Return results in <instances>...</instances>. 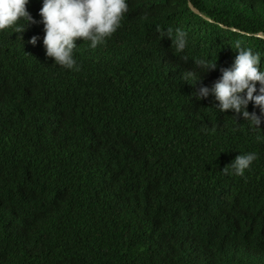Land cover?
<instances>
[{
    "label": "trees",
    "instance_id": "obj_1",
    "mask_svg": "<svg viewBox=\"0 0 264 264\" xmlns=\"http://www.w3.org/2000/svg\"><path fill=\"white\" fill-rule=\"evenodd\" d=\"M127 2L103 45L75 41L78 71L45 56L41 23L0 31V264H264V123L192 95L237 42L264 70V0ZM199 59L217 67L193 85ZM248 152L243 176L220 172Z\"/></svg>",
    "mask_w": 264,
    "mask_h": 264
},
{
    "label": "clouds",
    "instance_id": "obj_2",
    "mask_svg": "<svg viewBox=\"0 0 264 264\" xmlns=\"http://www.w3.org/2000/svg\"><path fill=\"white\" fill-rule=\"evenodd\" d=\"M29 0H0V31L14 28V32H24L33 24L43 25L42 44L45 56L54 64L66 70H79L74 58L75 41L81 39L90 48L103 45L121 26L128 12L127 0H42L39 10L40 21H36L27 10ZM169 38L175 52L183 53L188 46L187 33L179 28L161 31L160 39ZM39 36L28 41L37 45ZM237 55L230 67L221 68L218 79L211 88L201 86L193 92L197 100H206L209 96L216 102L215 110H231L235 116H241L253 129L260 130L264 123V70L260 66L261 55L251 49L236 44ZM185 61L187 58L185 57ZM217 67L210 59L194 60L191 70L182 72L181 78L193 85L202 74ZM251 103L257 111H248ZM257 159L255 152L240 154L220 172L225 175L243 176Z\"/></svg>",
    "mask_w": 264,
    "mask_h": 264
},
{
    "label": "water",
    "instance_id": "obj_3",
    "mask_svg": "<svg viewBox=\"0 0 264 264\" xmlns=\"http://www.w3.org/2000/svg\"><path fill=\"white\" fill-rule=\"evenodd\" d=\"M189 6L191 7V9L195 12V13H197V14H199V15H202L203 17H206V18H208L204 13H202L201 12V10L200 9H198L192 2H189ZM260 36H262L263 38H264V34L263 33H261V34H259Z\"/></svg>",
    "mask_w": 264,
    "mask_h": 264
},
{
    "label": "bare ground",
    "instance_id": "obj_4",
    "mask_svg": "<svg viewBox=\"0 0 264 264\" xmlns=\"http://www.w3.org/2000/svg\"><path fill=\"white\" fill-rule=\"evenodd\" d=\"M261 34V33H260Z\"/></svg>",
    "mask_w": 264,
    "mask_h": 264
},
{
    "label": "rangeland",
    "instance_id": "obj_5",
    "mask_svg": "<svg viewBox=\"0 0 264 264\" xmlns=\"http://www.w3.org/2000/svg\"><path fill=\"white\" fill-rule=\"evenodd\" d=\"M206 15V14H205Z\"/></svg>",
    "mask_w": 264,
    "mask_h": 264
}]
</instances>
